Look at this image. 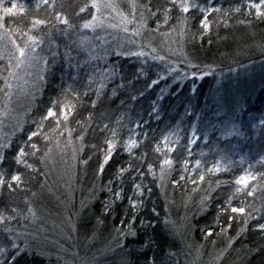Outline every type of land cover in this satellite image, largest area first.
Masks as SVG:
<instances>
[{"label":"trees","instance_id":"obj_1","mask_svg":"<svg viewBox=\"0 0 264 264\" xmlns=\"http://www.w3.org/2000/svg\"><path fill=\"white\" fill-rule=\"evenodd\" d=\"M93 3L0 0V118L8 106L17 112L0 142V264H56L12 244L47 188L60 183L89 194L88 218L119 239L121 264H184L168 224L169 199L199 204L192 206L187 238L204 256H217L219 264H264V82L239 111L235 131L219 132L221 119L203 111L210 77L192 90L173 76L163 86L137 58L85 46ZM133 6L152 35L183 32L189 61L227 63L264 53V0H133ZM13 41L35 48L41 66L35 88L24 94L14 90ZM66 105L72 111L64 120ZM49 108L57 115L42 120ZM20 149L26 155L17 163ZM165 160L171 164L163 191Z\"/></svg>","mask_w":264,"mask_h":264},{"label":"rangeland","instance_id":"obj_2","mask_svg":"<svg viewBox=\"0 0 264 264\" xmlns=\"http://www.w3.org/2000/svg\"><path fill=\"white\" fill-rule=\"evenodd\" d=\"M94 3L100 5L99 10L94 8L97 19L86 29L83 40L89 50L135 57L158 74L157 79L164 82L163 86L167 77L173 76V82L188 83L192 90V83L210 77L212 87L203 111L221 119L217 126L219 132L235 131L234 121L239 111L264 82V58H258L264 53L241 56L227 63L189 61L184 48V33L160 36L145 31L136 18L133 0H94ZM28 52L30 58H25L17 68V51H8L9 63L15 73L14 90L22 94L35 88L41 71L39 59ZM8 101L14 102L11 98ZM6 109V115L0 118V142L7 133L6 122H11L17 114L14 108L11 110L8 106ZM168 171L169 166L164 164L160 174L163 191ZM46 191L42 206L39 204L32 209L24 225L13 233L16 249L32 252L56 264L122 263L119 239L114 235L105 236L88 218L87 209L92 202L88 193L75 192L72 183L67 186L60 183L57 188H47ZM169 200L167 218L176 243L177 258L184 264L221 263L217 256L216 259L204 256L187 238L190 221L196 214L194 207L198 208L199 204L189 201L178 204Z\"/></svg>","mask_w":264,"mask_h":264},{"label":"snow or ice","instance_id":"obj_3","mask_svg":"<svg viewBox=\"0 0 264 264\" xmlns=\"http://www.w3.org/2000/svg\"><path fill=\"white\" fill-rule=\"evenodd\" d=\"M173 3L175 4V0H173ZM254 6H255V5H254ZM16 7H17V6H16L15 4H13L11 8H6V9H5V13H6V14H7V13H12V12H13V9H15ZM91 7L96 8L97 10H99L100 5L97 4V3H93V4L91 5ZM179 7L181 8V10H182L184 13H187V12L189 11V5H188L187 3H181V4L179 5ZM255 7H258V6H255ZM84 10H85L84 8H81V9H80L81 12H83ZM202 11H203V10H202ZM260 14H261V13L258 12V15H260ZM96 19H97L96 15L93 14L92 20L95 21ZM61 22H62V23H67V21H61ZM34 23H35V24H40V23H43V22L37 20V21H35ZM83 27H85V28L92 27V23H91V22L85 23V24L83 25ZM203 27L206 29V28L208 27L207 23H203ZM29 40H32V37H29ZM13 46L16 48V51H17V53H18V58H17L18 62H17V64L15 65V67L19 68V67L21 66V64L24 63L25 58H30V53L27 51L29 45L26 44L25 47L21 48V47H19V46H17V45L15 44V41H13ZM31 51L34 52V51H35V48H32ZM119 54H120V53H117V55H119ZM131 54H132V55H139V53H131ZM10 74H11V73H10ZM6 83H7V82H6ZM152 83L155 84L156 81H153ZM8 87L11 88V85L9 84ZM53 106L55 107V103H54ZM71 111H72V107H69V106H67V105L64 107V114H63V119H64V120H67V119H68V115L71 113ZM56 115H57V113L54 112L52 108H49V109H48V112H47V115L44 116V117H42V120H46V119H48V118H50V117H55ZM262 123H264V121H262ZM57 124H59V120H57ZM36 135H38V132H33V133L29 136L28 139L31 140L32 137H33V136H36ZM6 146H7V145H3V147H6ZM135 146H136V145H135V141H132V142L128 145V148H129V150H130L132 147H135ZM32 147L35 148V145H32ZM113 147H114V145H113L112 143H109V152H108V155L105 157V161H104L105 163H107L108 159L111 157V150H112ZM25 155H26V153L24 152V150H23V149H20V152L17 154V163H20L22 157L25 156ZM164 164L170 165V164H171V161H170V160H165V161H164ZM29 167H30V165H29ZM101 167H103V166H101ZM121 171H123V170H121ZM12 179H13L14 181H19V180H20V177H19V176H13ZM201 179H203V177H201ZM0 183H2V181H0ZM238 183H244V184H247L248 181H247V180H242V181H238ZM116 195H117V197H119V193H117ZM249 195H251V193H249ZM133 207H135V204H133ZM232 211H233V212H240V213H243V212H244V209H243V208H233ZM261 227H264V226H261ZM16 247H17L16 244L13 243V244H12V248H16ZM3 251H4V249H0V252H3ZM16 255H17V256L20 255V252L18 251V252L16 253ZM15 259H16V256H13V260H15Z\"/></svg>","mask_w":264,"mask_h":264}]
</instances>
